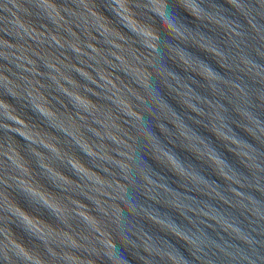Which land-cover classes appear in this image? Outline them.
Wrapping results in <instances>:
<instances>
[{"label":"water","instance_id":"obj_1","mask_svg":"<svg viewBox=\"0 0 264 264\" xmlns=\"http://www.w3.org/2000/svg\"><path fill=\"white\" fill-rule=\"evenodd\" d=\"M166 4L0 0V264H264V0Z\"/></svg>","mask_w":264,"mask_h":264},{"label":"clouds","instance_id":"obj_2","mask_svg":"<svg viewBox=\"0 0 264 264\" xmlns=\"http://www.w3.org/2000/svg\"><path fill=\"white\" fill-rule=\"evenodd\" d=\"M164 3H165V5L167 6V4H166V0H164ZM179 4H180V3H179ZM180 5H181L182 7L185 8V6H184L183 4H180ZM167 9H168L169 14H170L171 16H174L168 7H167ZM185 9H186V8H185ZM186 10H187V9H186ZM187 11H188V10H187ZM152 15H157V13H152ZM161 19H164V18L161 17ZM155 22H156L155 20L152 21V23H155ZM151 29H153V28H151ZM155 34H156V32H155ZM156 35H157V34H156Z\"/></svg>","mask_w":264,"mask_h":264}]
</instances>
